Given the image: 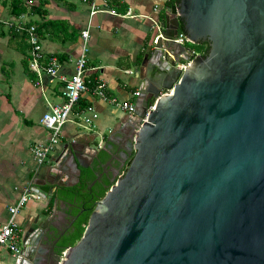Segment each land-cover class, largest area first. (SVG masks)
I'll use <instances>...</instances> for the list:
<instances>
[{"label": "water", "instance_id": "1", "mask_svg": "<svg viewBox=\"0 0 264 264\" xmlns=\"http://www.w3.org/2000/svg\"><path fill=\"white\" fill-rule=\"evenodd\" d=\"M181 26L209 47L184 70ZM160 31L135 68L133 156L56 264H264V0H178ZM70 165L78 181L90 161ZM57 181L30 190L47 199ZM36 241L11 263L36 264Z\"/></svg>", "mask_w": 264, "mask_h": 264}, {"label": "crops", "instance_id": "2", "mask_svg": "<svg viewBox=\"0 0 264 264\" xmlns=\"http://www.w3.org/2000/svg\"><path fill=\"white\" fill-rule=\"evenodd\" d=\"M8 1L0 0V222L8 219V207L20 198L23 188L38 181L52 187L48 181L58 180L51 196L30 199L15 218L21 231L20 246L32 238L37 239L36 248L40 249L59 232L56 220L63 203L52 199L54 193L59 187L77 182L76 170L70 165L71 151L80 162L90 161L91 165L104 150L108 154L105 168L114 175L118 168L112 163L119 161V168L123 166L126 156L120 153L131 141L138 121L135 115H127L113 103L85 92L50 151L47 163L38 166L34 161L31 146L49 139L41 117L63 103V79L70 77L74 61L80 55L81 31L90 25L86 84L90 87L103 82L110 99L135 104L138 98L134 93L141 85L135 68L141 66L149 50L154 35L153 21H163L167 4L164 0H105L110 9L123 16L98 13L90 17L88 7L77 0H30L42 5L44 16L28 13L26 20L52 23L39 37L45 60L54 57L58 61L57 76L52 78L42 71L37 74L29 70L25 35L14 34L8 26L12 21ZM182 47L193 51L187 43ZM178 48L175 51L180 54ZM148 74L147 68H142V76ZM87 107L94 114L91 124H85L82 118ZM91 148H98L94 158ZM11 258V253L0 247V264H12Z\"/></svg>", "mask_w": 264, "mask_h": 264}, {"label": "built area", "instance_id": "3", "mask_svg": "<svg viewBox=\"0 0 264 264\" xmlns=\"http://www.w3.org/2000/svg\"><path fill=\"white\" fill-rule=\"evenodd\" d=\"M82 5L87 6L89 9V16L93 17L98 13L123 16L118 14L113 9H110L105 0H77ZM168 6L176 5V0H164ZM157 11V8L154 9ZM26 15H21L18 20H13L8 23L9 28L15 33H24L26 35V42L29 45V59L28 66L29 70L36 72L37 74L42 71L50 77L57 76L58 61L54 57H50L45 60L42 52L40 38L36 32V28L33 24H28ZM88 27L81 31V52L79 57L74 61L73 72L69 78L64 80V99L63 103L59 106H54L50 110L46 111L41 117L42 126L49 132V139L44 143L33 144L30 148V152L36 164L43 166L48 161V156L54 146L58 143L62 129L64 125L70 120V116L78 104L81 95L85 92H91L99 98L109 101L116 105L121 111L127 115H134L135 105L132 102L124 101L117 102L114 98H109L106 92V85L103 82H99L93 86H88L85 80L86 67H87V55L89 52L88 38H89ZM152 29L158 31L154 43L157 38L162 37L160 31V20L153 21ZM175 44L183 45L187 42V38L184 33L179 32L176 37L171 39ZM191 58L188 61L181 62L178 64L180 70H184L189 61L199 56L194 51L191 52ZM139 93H134V96L138 97ZM152 109L149 106L148 110ZM85 114L83 122L85 124H91L94 118L93 110L91 107H87L84 111ZM32 198H38L35 196L30 187H25L22 190L20 198L10 207H8V219L5 222H0V247L8 250L12 257H17L20 254V229L16 224L17 214L25 207V205Z\"/></svg>", "mask_w": 264, "mask_h": 264}, {"label": "trees", "instance_id": "4", "mask_svg": "<svg viewBox=\"0 0 264 264\" xmlns=\"http://www.w3.org/2000/svg\"><path fill=\"white\" fill-rule=\"evenodd\" d=\"M8 2L12 21L18 20L21 15H27L28 13L31 15H37L41 18L44 16L42 13L43 11H41L42 5H36L32 3V1L25 2L24 0H9ZM177 2L178 0H176V3ZM28 24H33L35 26L36 32L40 38L43 36L44 31L48 30V27L52 25L49 21H30ZM12 32L15 34L14 31ZM179 32L184 33L182 26L180 27ZM196 46L198 50H193L195 53L200 56L207 55L209 51L207 44L202 43ZM152 104L153 102H150L149 106H152ZM125 153L126 159L121 168H119V161H113L112 163L121 173L128 166L133 156V152L125 150ZM107 161V152L104 150L100 151L94 159V162H92L88 168H82L80 170L78 181L74 185L59 187L54 193L52 199L69 206L70 210L68 213L71 215V220H74L72 227L65 231L62 236H58V240L53 246L56 259H60L64 251L73 246L80 239L87 224L88 217L94 207V203L100 200L109 187L114 183L112 172L108 168H105Z\"/></svg>", "mask_w": 264, "mask_h": 264}, {"label": "flooded vegetation", "instance_id": "5", "mask_svg": "<svg viewBox=\"0 0 264 264\" xmlns=\"http://www.w3.org/2000/svg\"><path fill=\"white\" fill-rule=\"evenodd\" d=\"M124 150L125 148H123V152L120 153L121 156L125 152ZM61 207L62 208L60 214L56 220V224L59 229L58 235L53 236L55 239L50 241L47 240L42 244V247L40 249H37L39 253L36 254V264H56V256L53 251V246L55 242L58 240L57 236H62L65 231H67L70 227H72L74 222V220H71L70 218L71 215L68 213L70 207L65 204H61Z\"/></svg>", "mask_w": 264, "mask_h": 264}, {"label": "rangeland", "instance_id": "6", "mask_svg": "<svg viewBox=\"0 0 264 264\" xmlns=\"http://www.w3.org/2000/svg\"><path fill=\"white\" fill-rule=\"evenodd\" d=\"M30 1V0H29ZM28 1V2H29ZM34 18H37V17H34ZM151 43H152V41H151ZM187 45H188V47L189 48H191V49H193L194 51H197L198 50V48H197V46L196 45H193V44H191V43H187ZM35 199H31V201H34ZM21 247H22V244H21Z\"/></svg>", "mask_w": 264, "mask_h": 264}]
</instances>
